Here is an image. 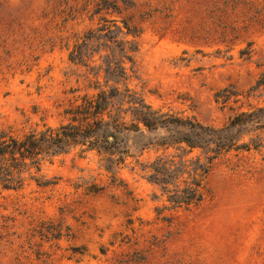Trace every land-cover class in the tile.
I'll use <instances>...</instances> for the list:
<instances>
[{
  "label": "rangeland",
  "instance_id": "1",
  "mask_svg": "<svg viewBox=\"0 0 264 264\" xmlns=\"http://www.w3.org/2000/svg\"><path fill=\"white\" fill-rule=\"evenodd\" d=\"M94 1L0 0V128L57 126L71 99L93 92L67 53L102 19L138 30L128 83L152 108L220 126L255 103L215 94L243 95L264 70V0H108L119 14H92ZM42 174L54 183L0 188V264H264L262 151L218 157L203 200L164 220L154 212L164 197L130 159L114 183L77 149Z\"/></svg>",
  "mask_w": 264,
  "mask_h": 264
},
{
  "label": "trees",
  "instance_id": "2",
  "mask_svg": "<svg viewBox=\"0 0 264 264\" xmlns=\"http://www.w3.org/2000/svg\"><path fill=\"white\" fill-rule=\"evenodd\" d=\"M102 10L120 12L108 0H95L92 14ZM102 20L110 23L89 28L67 53L71 62L89 70L92 79H87V87L93 92L71 99L63 109L65 121L57 126L0 128L1 189H19L30 181L52 184L42 174L45 163L75 149L94 152L110 173L111 183L116 181L117 169L127 159L133 161L164 197L166 204L154 207L164 220V211L188 210L203 200L205 176L224 153L262 151L264 155V70L243 95L228 89L215 94L221 103L231 96L236 102L237 95L255 101L235 111L220 126L161 112L128 83L135 76L138 30L123 18L120 24L115 19ZM150 150L153 156L140 160Z\"/></svg>",
  "mask_w": 264,
  "mask_h": 264
}]
</instances>
